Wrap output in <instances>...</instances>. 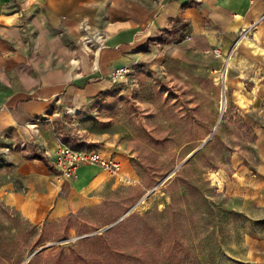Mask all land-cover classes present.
Returning <instances> with one entry per match:
<instances>
[{"label":"rangeland","instance_id":"rangeland-1","mask_svg":"<svg viewBox=\"0 0 264 264\" xmlns=\"http://www.w3.org/2000/svg\"><path fill=\"white\" fill-rule=\"evenodd\" d=\"M82 38L81 32L74 53L83 51ZM238 44L222 56L175 40L158 49L148 44L124 81L107 76L106 91L80 106L61 94L51 98L55 108L40 116L34 140L52 151L62 144L102 147L122 161L130 183L98 168L59 181L33 158L42 145L27 150L17 140L2 142L0 152L21 154L20 162L0 157V254L33 244L46 224L50 235L3 263L27 264L43 246L68 248L124 215L152 210L151 264H264V94L251 76L260 57ZM32 63L45 79L57 74L60 87L71 77L72 58ZM99 81L92 76L87 84ZM4 191L20 196L18 209ZM34 198L71 210L34 220L21 211L23 201L36 210Z\"/></svg>","mask_w":264,"mask_h":264},{"label":"crops","instance_id":"crops-1","mask_svg":"<svg viewBox=\"0 0 264 264\" xmlns=\"http://www.w3.org/2000/svg\"><path fill=\"white\" fill-rule=\"evenodd\" d=\"M82 22L104 32L100 51L81 49L74 53L75 39L83 33ZM253 22H258L257 26L243 35ZM173 40L195 53L219 48L224 54L225 48L238 41L245 54L250 51L260 57L251 68V76L259 78L254 90L264 94L263 0H0V144L17 140L26 142L27 150L42 145L33 158L44 160L57 179L54 154L58 146L52 151L49 145L38 144L43 143L39 138L40 142L34 140L39 124L30 126L46 111L54 110L51 98L61 94L60 100L80 106L86 96L106 91L105 78L116 67L139 58L144 46L158 49ZM70 58L71 77L65 78L62 87L57 74L45 79L42 68L39 71L32 63ZM92 76L100 80L92 83L94 86L87 84ZM48 142L55 145L52 139ZM85 148L110 154L102 147ZM20 154L6 150L0 157H14L20 162ZM86 168L102 170L84 165L77 175ZM3 199L19 208L20 196L4 191ZM42 199L34 198L38 207L33 212L23 201L21 211L40 220L42 213L57 217L71 210L48 205Z\"/></svg>","mask_w":264,"mask_h":264},{"label":"trees","instance_id":"trees-1","mask_svg":"<svg viewBox=\"0 0 264 264\" xmlns=\"http://www.w3.org/2000/svg\"><path fill=\"white\" fill-rule=\"evenodd\" d=\"M35 157L39 158L38 155ZM153 214L151 210L143 214L132 213L117 222L118 218L111 228L99 234L82 237L68 248L59 246L48 251L45 249L27 264H151V231L156 228L152 224ZM48 227L49 225H44L39 238L26 248L16 253L0 254V264H4L3 260L7 263L15 261L17 256L22 255L28 248L49 241ZM157 236L163 237V229L159 225Z\"/></svg>","mask_w":264,"mask_h":264},{"label":"built area","instance_id":"built-area-1","mask_svg":"<svg viewBox=\"0 0 264 264\" xmlns=\"http://www.w3.org/2000/svg\"><path fill=\"white\" fill-rule=\"evenodd\" d=\"M250 1L254 3L256 0ZM257 24L258 22H253L248 29L244 30L243 35L252 31ZM81 29L83 31V50L86 52L100 51L103 47V39L105 38L104 32L101 30H92L87 22L81 23ZM214 52L218 56L223 55L219 48ZM130 73V65H123L116 67L112 71L111 76L116 80L124 81ZM38 122L39 119L30 126L35 127L38 125ZM25 146L26 142L21 143V147ZM84 165L97 166L108 174L116 176L120 180L128 183L132 180V178L126 175L122 161L112 154L103 153L98 149H88L82 146H70L68 144H62L57 147L54 154V169L59 181L76 177L79 168Z\"/></svg>","mask_w":264,"mask_h":264},{"label":"water","instance_id":"water-1","mask_svg":"<svg viewBox=\"0 0 264 264\" xmlns=\"http://www.w3.org/2000/svg\"><path fill=\"white\" fill-rule=\"evenodd\" d=\"M227 63H228V62H227ZM224 70H225V71L227 70V65L225 66V69H224ZM223 101H224V91H223ZM217 127H218V125L216 126L215 129H217ZM207 141H208V140H206V142H207ZM125 217H126V215L122 216L117 222H119L120 220H122V219L125 218ZM117 222H115L114 224H116ZM114 224H111V225H109V226H107V227H105V228L99 230V232H103L104 230H107V229L111 228ZM93 234H96V233H92V234H90V235H93ZM83 237H85V236H83ZM65 241H66V240H61L60 243H63V242H65ZM49 246H50V245H46V246H43V247L37 249L36 251H34V252H33V253L27 258V260L30 261V258H33L36 254L42 252L43 250H45V249L48 248Z\"/></svg>","mask_w":264,"mask_h":264},{"label":"bare ground","instance_id":"bare-ground-1","mask_svg":"<svg viewBox=\"0 0 264 264\" xmlns=\"http://www.w3.org/2000/svg\"><path fill=\"white\" fill-rule=\"evenodd\" d=\"M224 72H226L227 73V70L226 71H224ZM224 72H220L219 74H220V76L223 78V81H225L226 80V73H224ZM226 88V87H225ZM225 106H226V102L223 104V109H225ZM219 123H220V120H219Z\"/></svg>","mask_w":264,"mask_h":264}]
</instances>
